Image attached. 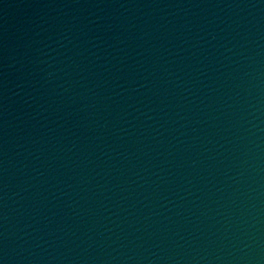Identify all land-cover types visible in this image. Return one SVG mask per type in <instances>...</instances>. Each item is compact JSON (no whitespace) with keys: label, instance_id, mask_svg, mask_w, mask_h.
Masks as SVG:
<instances>
[{"label":"water","instance_id":"water-1","mask_svg":"<svg viewBox=\"0 0 264 264\" xmlns=\"http://www.w3.org/2000/svg\"><path fill=\"white\" fill-rule=\"evenodd\" d=\"M0 264H264V0H0Z\"/></svg>","mask_w":264,"mask_h":264}]
</instances>
